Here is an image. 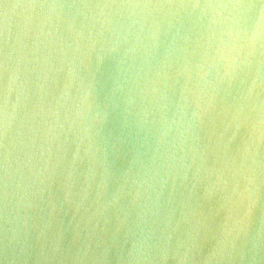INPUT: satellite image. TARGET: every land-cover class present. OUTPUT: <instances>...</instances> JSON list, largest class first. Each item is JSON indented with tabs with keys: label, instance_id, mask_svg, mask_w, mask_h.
Instances as JSON below:
<instances>
[{
	"label": "water",
	"instance_id": "obj_1",
	"mask_svg": "<svg viewBox=\"0 0 264 264\" xmlns=\"http://www.w3.org/2000/svg\"><path fill=\"white\" fill-rule=\"evenodd\" d=\"M0 264H264V0H0Z\"/></svg>",
	"mask_w": 264,
	"mask_h": 264
}]
</instances>
